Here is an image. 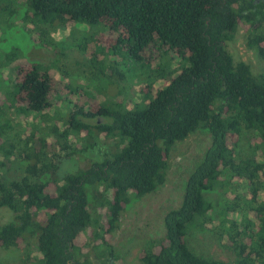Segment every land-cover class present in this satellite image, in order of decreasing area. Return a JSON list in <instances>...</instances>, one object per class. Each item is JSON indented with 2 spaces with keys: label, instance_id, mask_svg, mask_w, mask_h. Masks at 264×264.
Returning a JSON list of instances; mask_svg holds the SVG:
<instances>
[{
  "label": "trees",
  "instance_id": "1",
  "mask_svg": "<svg viewBox=\"0 0 264 264\" xmlns=\"http://www.w3.org/2000/svg\"><path fill=\"white\" fill-rule=\"evenodd\" d=\"M11 2L0 0V19L20 13L41 44L55 46L51 30L84 22L97 26L110 55L121 50L130 62L124 70L106 57L102 75L111 91L100 93L107 99L91 104L85 92L87 99L74 97L57 116L48 113L53 73L0 45V208L12 216L0 224V249L27 250L18 264H92L88 242H80L87 232L101 248L100 264H123L111 242L122 211L164 183L173 145L203 129L210 143L179 204L164 213L163 236L144 241L138 264H228L194 252L186 240L189 228L213 225L234 253L232 264H264V70L255 72L229 47L242 27L245 45L264 60V0ZM127 74L142 83L140 96L121 98ZM35 113L40 125L15 130ZM243 134L253 149L246 157L237 153ZM97 146L101 158L57 175L62 158ZM14 162L22 173L10 176ZM210 191L222 195L220 220L205 197Z\"/></svg>",
  "mask_w": 264,
  "mask_h": 264
},
{
  "label": "rangeland",
  "instance_id": "2",
  "mask_svg": "<svg viewBox=\"0 0 264 264\" xmlns=\"http://www.w3.org/2000/svg\"><path fill=\"white\" fill-rule=\"evenodd\" d=\"M11 1L12 6L13 2L18 3L17 0ZM22 17L23 15L17 13L11 17L0 19V23L5 24H0V45L7 50L13 47L19 49L23 56L40 62L49 69L50 73H53L56 79L55 91L49 96L51 106L48 113L57 116L64 115L67 109L72 107L75 101L74 97L75 99L80 97L81 99H87V93L92 94V99L87 100L91 104L104 102L107 96L100 93V91L106 93L111 91L110 85L102 75L104 71H107L106 57L115 61L120 69L126 70L130 61L125 57L123 51L120 50L110 55V50H107L103 41L97 37L98 32L93 30L97 26H90L84 22H76L51 30L48 41L51 42L53 38L56 45H47L43 42L42 45L39 42L41 39H39L38 33L33 30H25L27 27ZM243 36L244 29L239 27L229 46L231 52L235 57L249 63L255 72L264 70V60L254 48L245 45ZM77 42H79L77 47H73V44L75 45ZM2 54L3 50L0 48V57ZM171 62L173 66H177L178 58H173ZM14 74L15 72L12 70L6 74V77L14 78ZM120 85L123 88L124 95L121 94V98L129 97L132 94L133 97H138L141 94L138 87L142 86V83L131 74H127L126 79L121 81ZM75 91L77 93L72 96ZM133 97L129 98L132 99ZM90 103L84 104L85 109L89 107ZM10 117L15 119L16 112L12 111ZM26 119L25 123L19 120L21 127L15 125L17 132L24 129L28 131L32 124L40 125L42 120L37 113L28 116ZM71 140L75 144L81 145L82 143V140L74 136ZM209 143L210 134L203 129H197L184 140L177 141L170 150L164 183L152 193L134 198L122 211L120 225L111 242L115 253L122 258L123 264H138V251L144 241L147 239H160L163 236V215L167 210L179 204L185 179L199 162ZM102 149L97 146L82 155L75 154L71 158H62L57 175L62 176L67 172L76 170L78 166H82L90 160L101 158ZM252 152L253 149L248 135L243 134L237 146V153L242 157H246L251 155ZM21 173L22 168L19 167L17 162L12 163L10 170L7 171L10 176H17ZM205 197L213 204L212 216L214 220H220V211L224 204L221 193L210 191L205 193ZM9 212L6 208H0V224L11 219L12 216ZM216 227L213 225L211 228L216 229ZM215 229L198 230L189 228L186 236L188 245L198 254L220 258L228 264H232L234 253L221 246ZM85 240L88 242L87 254L91 259V263L100 264L97 253L101 248H93V241L87 232H84L80 242L82 243ZM25 252L27 250L25 251L24 248L0 249V264H18Z\"/></svg>",
  "mask_w": 264,
  "mask_h": 264
}]
</instances>
